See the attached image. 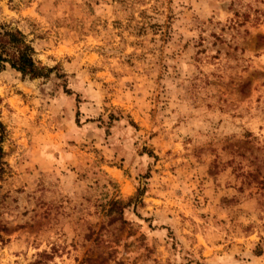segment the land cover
Masks as SVG:
<instances>
[{
	"label": "rangeland",
	"instance_id": "rangeland-1",
	"mask_svg": "<svg viewBox=\"0 0 264 264\" xmlns=\"http://www.w3.org/2000/svg\"><path fill=\"white\" fill-rule=\"evenodd\" d=\"M0 17L55 69L0 74V264H264V0Z\"/></svg>",
	"mask_w": 264,
	"mask_h": 264
},
{
	"label": "trees",
	"instance_id": "trees-1",
	"mask_svg": "<svg viewBox=\"0 0 264 264\" xmlns=\"http://www.w3.org/2000/svg\"><path fill=\"white\" fill-rule=\"evenodd\" d=\"M35 57L36 51L33 43L28 40L23 31L0 17V74L10 68L20 73L23 78L30 80L50 78L55 69L43 66ZM0 129L4 136L5 128L2 122H0ZM0 151L2 153V149ZM140 196H143L142 191L138 197ZM113 206L117 207L122 215L125 207L117 202ZM2 232H6V229L0 225V234Z\"/></svg>",
	"mask_w": 264,
	"mask_h": 264
}]
</instances>
